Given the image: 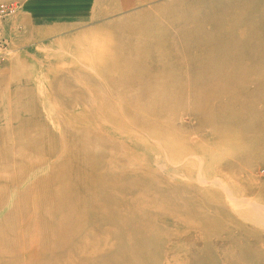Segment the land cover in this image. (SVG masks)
<instances>
[{"label": "rangeland", "instance_id": "374dc122", "mask_svg": "<svg viewBox=\"0 0 264 264\" xmlns=\"http://www.w3.org/2000/svg\"><path fill=\"white\" fill-rule=\"evenodd\" d=\"M2 3L0 264H264V0Z\"/></svg>", "mask_w": 264, "mask_h": 264}, {"label": "built area", "instance_id": "2783aa9c", "mask_svg": "<svg viewBox=\"0 0 264 264\" xmlns=\"http://www.w3.org/2000/svg\"><path fill=\"white\" fill-rule=\"evenodd\" d=\"M10 5H12V3H2V4H0V11L5 10V8L8 7V6H10ZM5 13H6V11H5ZM3 14H4V12H2L0 14V16L3 15Z\"/></svg>", "mask_w": 264, "mask_h": 264}]
</instances>
